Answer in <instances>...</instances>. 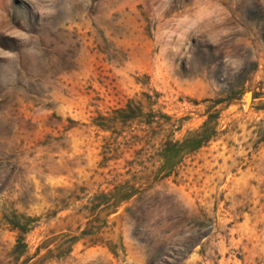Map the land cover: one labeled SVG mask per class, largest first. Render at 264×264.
<instances>
[{
	"label": "rangeland",
	"instance_id": "1",
	"mask_svg": "<svg viewBox=\"0 0 264 264\" xmlns=\"http://www.w3.org/2000/svg\"><path fill=\"white\" fill-rule=\"evenodd\" d=\"M142 93L166 132L93 124ZM208 116L156 177L163 133ZM0 264H264V0H0Z\"/></svg>",
	"mask_w": 264,
	"mask_h": 264
},
{
	"label": "trees",
	"instance_id": "2",
	"mask_svg": "<svg viewBox=\"0 0 264 264\" xmlns=\"http://www.w3.org/2000/svg\"><path fill=\"white\" fill-rule=\"evenodd\" d=\"M154 103L155 100L151 101L146 93H142L139 97L131 96L123 106L112 109L111 113L108 115H98L92 122L99 129L111 131V133H118L132 126V124H136L134 127V130H136L134 134L135 137H140L138 131H142L144 127L147 131H151V137H157L162 134L160 132H166V129H161L162 131H156L155 129L154 123L156 122L152 119L155 114L152 107ZM160 115L169 118V115L166 113H160ZM216 124L217 122H215V119H213L212 116H208L198 129L187 132L182 138L175 140L172 138L173 133L175 130L180 129L181 124L176 126V128H170L167 133H163V138L160 140V147L156 153V160L159 162L155 169L156 177L169 176L180 163L183 155L198 149L210 139L214 138L213 132L215 131L214 128ZM112 191L109 192L111 193L112 199L107 198V193H101L102 199L94 203L91 210L95 212V210L100 207L96 212L97 215H99L100 212H114L119 205L128 201L134 194L133 186L128 184L127 181L116 185ZM20 232L24 233L25 231L21 229ZM96 234V231L82 230L78 235L70 237L66 241L67 244H59L55 248V250H58L56 255L59 257L65 255L71 250V246L76 241L84 236ZM22 240L23 237L20 234L14 245L15 251L20 252L19 248L26 246ZM100 242V239H89L90 244H97Z\"/></svg>",
	"mask_w": 264,
	"mask_h": 264
},
{
	"label": "water",
	"instance_id": "3",
	"mask_svg": "<svg viewBox=\"0 0 264 264\" xmlns=\"http://www.w3.org/2000/svg\"><path fill=\"white\" fill-rule=\"evenodd\" d=\"M246 93L248 94V99L245 98V104H246V107H248L251 101V98H252V93L251 91H246Z\"/></svg>",
	"mask_w": 264,
	"mask_h": 264
}]
</instances>
